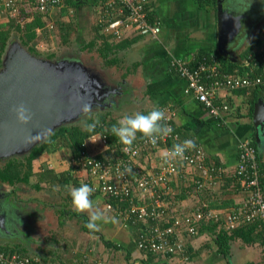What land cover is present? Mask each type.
I'll list each match as a JSON object with an SVG mask.
<instances>
[{
	"label": "crops",
	"instance_id": "crops-1",
	"mask_svg": "<svg viewBox=\"0 0 264 264\" xmlns=\"http://www.w3.org/2000/svg\"><path fill=\"white\" fill-rule=\"evenodd\" d=\"M218 2L225 11L241 16L243 27L240 35L228 40L226 55L219 51ZM73 3V6H66L65 12L60 10L51 14L50 21L60 20L68 25L70 31V43L61 45L57 49L52 48L55 52L60 51L55 53L54 60L56 57H61L59 60H69L68 53L73 49L86 50L89 54L102 58L99 51L100 46L103 45L101 37H105V66L103 65L100 70L103 74L105 72V81L117 87L115 95H118L117 104L115 105L113 98L114 107L105 108V113L110 114L108 118L115 119L118 123L125 115L149 112L159 107L169 118L164 123L170 121L173 132L181 138V141L191 139L202 150L205 168L209 170L213 165L217 169L216 173H212V178L208 179L202 172L180 166L177 174L170 179V194L165 196L164 215L167 219L164 221L169 217L181 219L196 212L197 209L202 210V206H213V202L218 201L222 195L221 191L225 192H223L225 201L232 199L234 204H240L245 198V192L234 178L238 161L237 145L240 141L254 139V107L260 100L264 102V91L255 92V96H252L251 90L222 91L220 99L230 106L231 113L224 121L217 123L208 116L207 111L191 93H186V82L170 68V61L174 58L190 64L194 63L200 54L214 53L222 59L220 64L226 71L231 69L229 74L239 76L251 74L252 70L245 66V62L251 63V56L255 61L254 53L264 44V12L254 9L256 6L254 0H151L147 10L150 18L158 21L160 26L158 36L151 38L141 36L135 29L125 24H120L116 29H109L110 21L124 22V18L118 10L107 13L102 0H73ZM88 8L91 10L87 11ZM81 9L84 10L82 16L79 15L75 20L69 18L68 13L76 10L81 14ZM93 15L96 18L95 25L91 26L93 34L82 41L80 32L84 28V20L88 17L92 18ZM41 20L44 25L37 29V32L40 29L43 31L46 25L45 20ZM254 29L258 31L256 35H253ZM115 31H118L119 36L115 35ZM49 33L48 39L52 43L55 34L51 31ZM43 38L45 41V37ZM79 41L82 42L78 43ZM71 42L80 44L81 47L78 48ZM40 43L42 44L41 41ZM76 56H73L72 60H75ZM137 135L143 139L139 133ZM172 141L161 142L157 149L143 153L136 167L142 173L158 171L160 158L164 155L165 149H170L174 145ZM119 144L106 148V145L103 146L101 143L99 145L87 141V151L92 155L111 157L116 152H120L122 145ZM259 157L264 165V138L260 142ZM74 177L78 180V184H85L83 172H76L75 175L73 174ZM198 179L203 184L199 192L195 188ZM234 180L238 184L237 187ZM91 199L94 207L101 209L108 218L106 222L101 223L99 231L92 233L85 227L89 219L88 213H76V217H72L71 212L58 217L54 229L55 236L50 238L48 244L42 247L33 244L14 245L24 251L32 247L34 254L26 255L31 257L34 264H262L264 262L263 232L250 228L252 231L249 230V244L243 243L241 236H237L221 250L217 244V235L224 230H221L217 223L207 220L199 223L198 232L204 225L213 226L214 231L205 230L196 236L184 232L176 235L182 245L181 253L165 256L141 251L138 248V241L147 231L146 224L136 221L127 214L126 205L120 209L117 203L109 202L114 209L107 210L106 201L99 195L92 193ZM47 235H50L49 231Z\"/></svg>",
	"mask_w": 264,
	"mask_h": 264
},
{
	"label": "built area",
	"instance_id": "built-area-1",
	"mask_svg": "<svg viewBox=\"0 0 264 264\" xmlns=\"http://www.w3.org/2000/svg\"><path fill=\"white\" fill-rule=\"evenodd\" d=\"M23 1L0 0V26L2 21L18 17ZM150 1L102 0L107 13L118 10L124 18V22L110 21L109 29H116L120 24H125L135 29L140 35L157 37L160 26L150 24L147 18V5ZM64 2L65 0H26V5L30 11L41 14L46 23L44 29L50 32L54 28L53 22L50 21L51 14L59 12L65 6ZM41 31L42 29L38 33ZM114 33L119 36L118 31ZM254 55L255 61L251 56V63L245 62V66L252 70L251 74L245 76L231 75L223 71L220 64L222 59L217 54L199 57L190 64L172 58L170 68L185 80L186 93H191L197 99L210 118L221 123L231 113L230 106L220 99L222 91H247L258 86L264 88V44ZM168 120L169 118L166 117L165 121ZM167 124L172 128V132L159 140L157 145H152L145 138L141 139L137 135L131 150H126L124 145L120 147V157L103 155L102 159H96L97 155L88 153L86 144L84 153L79 158H74L71 166L78 172L84 173L85 184L94 189L93 194L108 197V200L113 202L112 204L117 203L120 209H123L124 205L128 206L126 213L136 221L146 224L147 231L138 241V248L141 251L165 256L181 253L182 245L176 235L184 232L196 236L198 225L204 220L217 223L221 230L228 233L239 227L255 226L264 234V169H261L259 165L257 149L247 139L240 141L237 145L238 161L234 177L245 192V198L238 207L233 211H219L204 209L202 206V210L197 209L191 215L181 219L174 218L171 223L163 224L165 196L170 194V179L177 174L179 167L195 169L202 172L208 179L212 178V173H216L217 170L213 165L209 170L205 168L203 152L195 145L185 151L183 158H176L169 163L163 161V155L160 158L158 171L142 173L136 166L143 153L157 149L161 142L167 140H173L174 144L182 143L181 138L173 132L170 121ZM106 139V134H97L90 137L88 141L93 144L100 141L108 148ZM196 188L198 190L203 188L200 179L196 181ZM111 203H105L107 210L114 209ZM0 264L34 263L23 255L7 254L0 250Z\"/></svg>",
	"mask_w": 264,
	"mask_h": 264
},
{
	"label": "water",
	"instance_id": "water-1",
	"mask_svg": "<svg viewBox=\"0 0 264 264\" xmlns=\"http://www.w3.org/2000/svg\"><path fill=\"white\" fill-rule=\"evenodd\" d=\"M217 28L219 51L226 55L228 40L241 34V16L225 11L218 2ZM12 40V43L10 40L6 43L0 63V158L18 155L20 151L28 155L34 147L46 141L43 137L47 134L50 136L65 124L74 126L79 123L83 103H91L92 108L99 111L110 107L111 101L105 104L103 101L110 95L114 96L116 91L109 83L106 84L102 73L90 70L76 60L41 58L33 55L20 40ZM91 85L97 89L91 88ZM89 96L97 100L92 101ZM21 104L32 114L31 121L26 125L18 123L13 111ZM70 108H75L77 115L67 112ZM253 120L255 136L252 141L260 154V142L264 138L262 100L255 104ZM0 196L3 197L2 194Z\"/></svg>",
	"mask_w": 264,
	"mask_h": 264
},
{
	"label": "trees",
	"instance_id": "trees-1",
	"mask_svg": "<svg viewBox=\"0 0 264 264\" xmlns=\"http://www.w3.org/2000/svg\"><path fill=\"white\" fill-rule=\"evenodd\" d=\"M26 0L23 1L21 4V9L19 12L18 17L16 18H8L7 20L4 21V24L0 27V63H1V55L4 51V48L6 46V43L11 37V32L13 31L14 34H17L15 36H19L21 43L23 46H25L33 55H41L40 52H38V45L40 41L42 43H45V40L50 41L49 38V31L46 29H43L42 32L38 34L37 29L41 28L44 25V22L41 20V14L35 13L30 11V8L27 7ZM65 6L61 9V11L65 12L66 8L68 6H73V0H65L64 2ZM67 6V7H66ZM147 18L150 21V24L152 25H159L158 21H155L150 18L149 12L147 10ZM53 32L56 36V32L60 35L61 37V45H66L69 42V34L70 31L67 28L68 25L65 23H62L60 20L53 22ZM142 36V35H141ZM101 37V36H100ZM103 40V45L100 46V51L99 54L102 57V61L105 66V37H101ZM39 41V43H38ZM95 43V41H93ZM38 43V44H37ZM108 52V51H107ZM214 53H205V54H200L197 58L202 57V56H208ZM55 57V52H49L46 55L47 59H53ZM222 70L229 73L231 71L228 70L226 71L224 66L222 67ZM252 96H255V92H261L264 91V88L258 86V87H253L251 89ZM246 91V90H243ZM143 113H148V112H143ZM109 113H100L99 115L91 116L88 118L85 123L82 125H74V126H65L59 128L57 131L52 133L50 137L44 141L41 145H38L32 149V151L23 159L19 160L17 158L10 159L4 163L2 167H0V185L2 186H15L18 184H23L25 187L36 191H48V192H55L57 196L55 197L57 202H59L58 206H56L55 210H57V215L62 216L63 214H71L72 212V217H76V211L73 210L72 203H71V197L69 196V191L71 189V184L73 187H79L80 184H78V180L76 178H73V174L79 173L76 168H73L71 166V162L74 158H79L82 153H84L86 149V144L87 141L90 137L97 135V134H106V144L107 146L114 147L117 145V143H120L116 137L113 136L111 133V128L113 125L118 124L117 120L115 119H110ZM95 128L93 131L89 132L86 130V126L90 125L94 122H97ZM253 147L256 148V144L254 141L250 142ZM120 146L122 145L121 143L119 144ZM67 150L68 151V160H69V168H67L65 171L57 172L54 169L50 168L47 163L43 165V167L40 169V171H34L33 169V162L35 160H38L41 155L46 154V153H54L57 152L58 150ZM257 149V148H256ZM258 152V151H257ZM113 156L120 157L121 153L116 152ZM123 156V155H122ZM110 157V156H109ZM96 159H102V156H95ZM258 162L261 167V169H264V165L262 162L261 157H259L258 153ZM263 167V168H262ZM31 177L35 178V182L32 183L30 181ZM235 180L238 182L236 177H234ZM234 180V184H236L235 187H237L238 184ZM229 183V182H228ZM195 187V184H194ZM196 188V187H195ZM201 190H198L199 192ZM221 191L222 195H220L219 200L213 202V206H203L204 209H214V210H221V211H233L236 209L239 205V203L234 204V201L231 199L229 201H225V192ZM100 198L105 200L106 202H111L109 201L108 197L99 195ZM223 198V200H221ZM113 203V202H112ZM229 203V204H226ZM167 212V211H166ZM167 219L166 215H164L163 220ZM173 218L169 217L167 221H163L164 225H167L171 223ZM246 228H249L246 230ZM257 231L255 226H248V227H239L236 230L232 231L230 234H228L226 231H220L219 234L217 235V244L218 247L223 250V248L226 246L227 243L231 242L234 240L235 237L241 236L243 243L249 244L250 240L248 239L249 236V230ZM216 229V227H215ZM205 230H213L214 227H207V225L202 226L199 228L198 233H202ZM252 231V230H251ZM260 233V232H259ZM245 235V237H244ZM247 236V237H246ZM0 250L5 252V253H17L20 255H23L25 257L31 258L30 256L26 255V252L18 247L17 245L13 246L10 245H0ZM225 252V251H223ZM248 264H253V263H248Z\"/></svg>",
	"mask_w": 264,
	"mask_h": 264
},
{
	"label": "rangeland",
	"instance_id": "rangeland-1",
	"mask_svg": "<svg viewBox=\"0 0 264 264\" xmlns=\"http://www.w3.org/2000/svg\"><path fill=\"white\" fill-rule=\"evenodd\" d=\"M254 4L256 5L254 9H257V11L264 12V0H254ZM89 10L91 9L88 8L87 11ZM83 11L84 10L81 9L80 11L81 14H78L76 10L73 13H68L69 18L74 19V20L78 19L79 15L81 16L83 15ZM84 21H85L84 28L80 32L81 34L80 37L82 38L81 39L82 41L83 40L85 41L87 36H91L93 34L91 26L95 25V22H96L95 15H93L92 18L90 19L88 17V19L87 20L85 19ZM3 24H4V21H2L1 26ZM256 33H258V31L254 29L253 35H256ZM52 34L54 33L52 32ZM15 35L17 34H14V32L12 31L11 37L9 39L10 43L13 42L12 39L14 40L17 39L18 41L20 40L19 36H15ZM60 35H62V33L59 34L58 32H56L55 39L54 41H52V43L51 41L45 40V43L41 44L38 41L39 45L37 47L38 48L37 50L38 52L41 53V55H37V56H40L41 58L43 57L44 59H46V55L49 52L51 51L55 52L53 51L54 49L52 48L56 47L57 49L61 46ZM82 41H79L78 43H81ZM68 43H70V40ZM72 44L76 45L74 43ZM76 46L78 48L81 47L80 44H77ZM59 52H55V53H59ZM76 52L78 53L77 56H76ZM68 54H69L68 58L70 61L73 59V56H76L74 59L78 61L80 65L86 68H89L90 70H93L95 72L99 71L100 73H102L100 69L103 68L104 63L102 61V58H99L95 54H89L86 50L81 51V49H77V50L73 49V51L69 52ZM93 55H95V57ZM60 58L56 57L55 61H58ZM65 59L67 58L65 57ZM50 60L54 61V58ZM75 60H72V61H75ZM103 75L105 77V72ZM107 83L108 81H106V84ZM113 87L115 88V90L117 89V87L115 86ZM91 88L97 89L95 85H91ZM90 93H91V90H90ZM117 96L118 95L111 96L110 98L103 101L104 104L105 102L108 103L109 101H111V105L110 107H106L107 109H112L114 107L113 98L115 100V105L117 104L118 102ZM72 98L75 99L76 97L73 96ZM89 99H91L92 101L97 100V98L93 96H89ZM72 100L73 99H71L70 102H72ZM129 100L131 101L130 98ZM101 105H103L102 102H101ZM75 106H78V104H76ZM67 112L76 114L75 108H70L67 110ZM110 112L114 113L115 111H110ZM100 113H105V110L99 111V109H96L93 107L89 113L83 114L81 116L80 114H78V116H80V121L79 123L75 125H82L83 123H85V121L88 118H90L91 116L99 115ZM74 118H77V116ZM71 119L73 120V118ZM64 123H68V121H65ZM65 126L69 127V125L67 124H65ZM49 137H50L49 134H47L43 138H46L47 140ZM96 144L100 145V141H97ZM26 155L27 154L24 151L22 152L20 151L18 155H8V156L1 157L0 167H2L4 163L10 159H14L16 157L17 159L21 160L23 159L22 157ZM45 163H48L49 167L54 169L55 171H62L64 169L69 168L68 151L61 149L54 153H50V154L46 153V154L41 155V157H39L38 160H35L33 162L34 171L36 172L40 171V169L43 167ZM30 181L34 183L35 178L31 177ZM1 194L3 195V197L0 196V221H1L0 223V245L8 244L11 246L13 244H25V245L33 244V245L42 247L43 245L48 244L50 242V238L55 236L54 233L56 230L54 229L56 228V224H57L58 217H59V214L57 215L56 213L57 210H55L58 208V207L57 208L55 207L59 205L58 204L59 202L55 200L56 199L55 197L57 196V194L53 191L52 192H48V191L36 192V191H33L25 187L23 184H18V185L11 186V187L0 185V195ZM48 231L50 235H47ZM25 252L28 255L34 254L32 247L30 249L26 248Z\"/></svg>",
	"mask_w": 264,
	"mask_h": 264
},
{
	"label": "clouds",
	"instance_id": "clouds-1",
	"mask_svg": "<svg viewBox=\"0 0 264 264\" xmlns=\"http://www.w3.org/2000/svg\"><path fill=\"white\" fill-rule=\"evenodd\" d=\"M92 110L91 103H83L80 108L81 115L89 113ZM16 114L18 123L22 125L28 124L32 119L29 109L21 104L13 109ZM166 120L163 109L157 107L148 113H134L132 115L123 116L118 124L113 125L111 133L119 142L126 146V150H131V146L137 139L139 133L152 145H157L158 141L171 134L172 128L164 123ZM97 122L86 126V130L91 132L95 128ZM40 135V133L38 134ZM195 147V143L191 139H186L182 143L174 144L171 149L165 151L163 161L169 163L176 158H183L186 150ZM94 189L88 184H81L79 187H72L69 191L73 210L77 213H88V223L85 225L90 232L94 233L100 230L102 222L107 221L106 214L94 207L91 199Z\"/></svg>",
	"mask_w": 264,
	"mask_h": 264
}]
</instances>
